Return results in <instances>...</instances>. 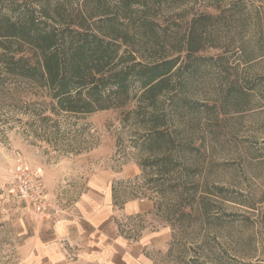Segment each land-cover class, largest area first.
<instances>
[{"label": "rangeland", "instance_id": "374dc122", "mask_svg": "<svg viewBox=\"0 0 264 264\" xmlns=\"http://www.w3.org/2000/svg\"><path fill=\"white\" fill-rule=\"evenodd\" d=\"M13 1L33 2L0 0V6ZM156 12L161 28L180 34L199 14L223 13L232 25L228 34L217 27V49L195 55L208 61L185 90L187 102L200 108L183 117V135L192 146L184 165L195 175L188 171L182 181L173 178L157 188L141 167L143 130L132 118L124 122L123 110L52 116L45 91L9 79L0 85V264H23L24 204L6 191L19 168L40 171L47 206L63 212L75 205L91 176L110 173L116 204L135 199L151 204L147 214L123 219L120 228L134 237L148 232L156 238L160 249L148 251L154 264H264V56L257 52L253 20L257 14L264 34V0H186ZM135 46L140 52L135 56L146 62L141 44ZM178 77L185 72L171 79L175 90ZM158 102L165 108L170 100L162 96ZM174 181L193 184L194 193L176 203Z\"/></svg>", "mask_w": 264, "mask_h": 264}, {"label": "trees", "instance_id": "16d2710c", "mask_svg": "<svg viewBox=\"0 0 264 264\" xmlns=\"http://www.w3.org/2000/svg\"><path fill=\"white\" fill-rule=\"evenodd\" d=\"M76 1L33 0L29 5L13 1L5 9L0 6V85L16 79L45 91L52 116L123 110L124 122L132 118L143 130L138 147L145 155L141 167L149 170L150 183L158 188L160 182L171 183L173 178L182 181L188 171L195 175L184 165V154L192 146L183 135V117L185 111L200 108L187 102L185 90L208 61L195 55L217 49V27L226 32L231 22L224 20L223 13L199 14L180 34L161 28L156 11L163 4L186 0ZM228 13L230 20L232 11ZM255 19L257 52L262 57L263 27L257 14ZM218 20L224 21L217 25ZM238 22L241 26L244 20ZM140 44L146 62L135 56L140 53L135 45ZM182 72L185 77H178L175 90L171 79ZM162 96L170 100L165 108L158 102ZM131 103L134 107L125 111ZM178 165L184 168L179 170ZM174 187L176 203L194 190L193 184L176 182ZM260 214L263 218L264 210Z\"/></svg>", "mask_w": 264, "mask_h": 264}, {"label": "crops", "instance_id": "0c3cea01", "mask_svg": "<svg viewBox=\"0 0 264 264\" xmlns=\"http://www.w3.org/2000/svg\"><path fill=\"white\" fill-rule=\"evenodd\" d=\"M112 175L89 178L75 205L63 217L24 215L20 235L23 264H154L148 251L160 249L155 237H138L120 228L123 219L147 214L151 204L128 200L116 204Z\"/></svg>", "mask_w": 264, "mask_h": 264}, {"label": "built area", "instance_id": "2783aa9c", "mask_svg": "<svg viewBox=\"0 0 264 264\" xmlns=\"http://www.w3.org/2000/svg\"><path fill=\"white\" fill-rule=\"evenodd\" d=\"M41 172L36 170H25L19 168L11 184L6 187L7 194L13 195L18 203L24 206L20 210L22 214L33 216H49L52 219H59L63 211L57 207L51 209L47 206L45 195L41 190Z\"/></svg>", "mask_w": 264, "mask_h": 264}]
</instances>
